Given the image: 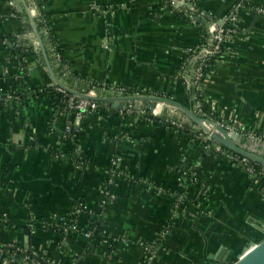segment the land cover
Here are the masks:
<instances>
[{
	"label": "crops",
	"instance_id": "obj_1",
	"mask_svg": "<svg viewBox=\"0 0 264 264\" xmlns=\"http://www.w3.org/2000/svg\"><path fill=\"white\" fill-rule=\"evenodd\" d=\"M237 1L195 5L221 18ZM164 3L0 0V249L28 252L29 240L32 255L46 264H75L92 250L78 264H220L264 240V187L214 151L202 157L207 148L201 144L198 151L182 134L195 130L181 111L168 107L162 114L158 106L155 118L143 112L147 103L130 115L128 103L123 110L100 103L105 120L82 124L47 94L59 89L55 79L78 81L79 93L89 91V82L124 87L175 100L215 123L263 133L264 15L241 13L229 55L204 77L197 111L191 99L197 57L186 51L198 46L199 29L183 7L170 11ZM253 3L263 6L264 0ZM14 49L24 53L6 58ZM13 58L22 63L18 69ZM244 139L241 147L264 158L262 144ZM197 176L211 193L206 213L177 192ZM106 192L114 199L103 209ZM72 214L76 231L63 238L49 232L56 219ZM97 227L91 244L84 233ZM148 245H154L152 258ZM26 263L40 264L32 256Z\"/></svg>",
	"mask_w": 264,
	"mask_h": 264
},
{
	"label": "built area",
	"instance_id": "obj_2",
	"mask_svg": "<svg viewBox=\"0 0 264 264\" xmlns=\"http://www.w3.org/2000/svg\"><path fill=\"white\" fill-rule=\"evenodd\" d=\"M164 6L170 11L174 9L176 10L179 6L183 7L185 12H187L189 14V17L192 19L193 24L196 25L199 29L198 46L196 47V49H188L186 51V53L188 55H191L192 58L197 57V61L191 73L194 85V93L191 99L194 102V108L199 111L201 108L200 100L201 91L204 85V77L209 69H212L215 64L220 62V60L225 59V57L229 55L230 50L227 43L231 38L237 35V31L234 26L238 24L241 13L244 10H248L257 15H264V5L256 6L254 5V3H252V0H238L231 7V9L221 18H216L214 17V15H211L210 13H206L198 9L195 5V0H165ZM187 62L188 61L184 62L182 64V67H180L179 71L177 72V75H179L180 78H182L181 75H183L182 73L187 68ZM88 90L89 91L87 92H82V94L94 97H98L100 95L106 97L142 96L140 91H135V93L131 94L128 92V89L124 87H109L106 85H99L95 82H89ZM60 94H62L65 98L67 109L72 112L77 121L81 122L82 120L86 119L87 116H91L94 114H96L95 120L99 122H102L107 117L108 112L105 111L106 108L104 109V106L102 107L97 101L69 95L63 90H60ZM7 101L8 99H6L4 102ZM128 104H130L127 108V112L129 115L139 110L140 112H142V109L140 107L141 103ZM156 107H158V105H147L145 106L143 112L149 114V116L155 117ZM103 112H105L106 115H102L101 113ZM164 119V123L168 122L166 118ZM216 124H219L226 131L238 132L250 141L264 145V132L260 133L253 130H247L244 127H241L240 125L233 123L232 121H220ZM70 130V126H67L65 129L66 133H69ZM193 132L194 133L191 132V140L201 143L205 148H208L210 146L211 141L209 140V137H205L201 140L200 132ZM213 151L234 165L242 164L246 172L249 174L250 178L253 179V181L255 182V184L260 188L264 187V167L255 164L259 167L258 170L255 171L254 166L252 168L248 166V159L236 153H233L221 147H215ZM113 199L114 196L106 192L103 195V199L100 202V206L104 209L108 206V204L112 202ZM72 216L74 217L73 214L69 217H59L58 219H56L53 227L62 228L66 235L71 231H76L78 229L77 224ZM67 218H69V220ZM84 236L86 238H89L91 236V231H86V233H84ZM153 247L154 245L147 246L146 250L148 252L149 258L153 257ZM9 248L11 249L14 247L12 246ZM18 251L23 252L22 249L16 248V250L13 252H7L8 256H3V251L0 249V264H15L17 256L16 254ZM26 261L27 258L23 259V264H27Z\"/></svg>",
	"mask_w": 264,
	"mask_h": 264
},
{
	"label": "water",
	"instance_id": "obj_3",
	"mask_svg": "<svg viewBox=\"0 0 264 264\" xmlns=\"http://www.w3.org/2000/svg\"><path fill=\"white\" fill-rule=\"evenodd\" d=\"M36 34L38 37H40V34L38 31H36ZM4 44L12 49V43L10 42H4ZM38 48V47H36ZM42 55L45 58V61L47 63L48 69L49 62L48 58L46 57L45 49L42 45L39 46ZM19 53H24V49H20L18 51ZM52 74L51 69L49 70ZM64 75L69 76L68 73H66L65 69ZM70 77V76H69ZM55 84L58 86V90L55 91L56 93L60 94V90H63L65 93L69 95H73L80 98H85L88 100L97 101L99 103H107L112 109H124V103H147L151 104L152 106H161L162 114L166 111L168 107L177 109L181 111L186 117H188L192 123L194 124V130L197 132H200V139H204L205 137H209L211 140L210 146L203 152L202 157H204L206 154L213 151V149L219 145L223 147L224 149H227L233 153H236L246 159L249 160L248 166L253 167L255 164L260 165L264 167V158L252 153L246 148H243L240 146L239 142L242 140H245L243 135L239 134L238 132H230L226 131L223 127H221L219 124H216L214 121L205 119L204 117L199 116L197 113H195L191 108L187 107L186 105H183L175 100H171L167 97L163 96H128V97H116V96H89L82 93H79L75 90L74 86L78 84L77 82L68 83L67 85L62 84L63 80L55 79ZM67 81V78H64V82ZM68 82V81H67ZM68 86H72L69 88ZM161 123L164 124L165 119H160ZM65 136L72 139V134L65 133ZM264 146V145H263ZM197 150L201 151L200 146H197ZM239 167H243L242 164H239ZM28 253L32 256V259L40 264H46L42 262L37 256L32 255V251L29 248V240H28ZM93 254V250L84 255L83 257H80L77 259V262L75 264H78L81 260L88 258ZM211 258V257H209ZM220 264H264V240L259 243H249L242 253L239 255L236 261L230 262L227 261V258H223L220 261Z\"/></svg>",
	"mask_w": 264,
	"mask_h": 264
},
{
	"label": "trees",
	"instance_id": "obj_4",
	"mask_svg": "<svg viewBox=\"0 0 264 264\" xmlns=\"http://www.w3.org/2000/svg\"><path fill=\"white\" fill-rule=\"evenodd\" d=\"M252 3H253V0H252ZM254 5L258 6L255 3H254ZM49 35H50V39L52 41H55V37H54V35L51 32H50ZM1 40H2V38L0 37V41ZM7 51H8V56L6 58H10V57H13V56L16 55V52H18V49H14L13 51L12 50H7ZM11 63H13L12 65H14V67L17 68V69L19 68V65L22 64L21 63V64L18 65L17 61H15L14 58L12 59ZM7 69L9 70V66H7ZM23 74H24L23 70H21V71L19 70L16 73V76H17L16 84H18L17 94H18L19 97L20 96L22 97V95H20L19 91H21L20 88L23 87V83L20 82L19 77L22 76ZM44 93H41V94H44ZM47 94H49L48 96H49L50 100L52 101L53 105H57L60 102V103H62L63 106H66L65 98L63 97L62 94L56 93L54 91H51L49 93L47 92ZM146 94L147 93H141V95H146ZM101 114L102 115H106L105 112H103ZM95 116H96V114L91 115V116H87V118L82 120L81 123L82 124H86V122H88V123L93 122V120H95ZM182 134L187 139H189V140L192 139V134L189 132V130H182ZM194 142H195L196 146L202 147V145L199 142H197V141H194ZM258 168H259L258 166L254 165V170L255 171L258 170ZM196 173L198 175L199 171H197ZM197 177H198L197 182L193 183L194 185H190L191 182L189 180L187 182L184 181L182 186L178 189L177 192H178L179 196H182L186 200H189V201L193 202L194 204L200 206L202 212L206 213V211L209 209L210 204H211V193L205 191L207 186L205 185V183H203V181L201 180V177H199V176H197ZM190 186H192V187H190ZM194 186H196V188ZM67 219L69 220V218H67ZM67 222H69V221H67ZM66 225H68V224H66ZM49 232L58 234V235H60L61 238H63L66 235V233L63 231L62 228L51 227V228H49ZM98 233H99V227L94 229V231L91 234L92 237L90 236L91 244H93V239ZM16 248L17 247H14V248H11V249L10 248H2L1 250L3 251V256H8L7 252H9V253L13 252V251L16 250ZM16 255L17 256H16V263L15 264H22V260L24 258H27V261H29L30 258H31V255L28 252H20V251H18Z\"/></svg>",
	"mask_w": 264,
	"mask_h": 264
},
{
	"label": "rangeland",
	"instance_id": "obj_5",
	"mask_svg": "<svg viewBox=\"0 0 264 264\" xmlns=\"http://www.w3.org/2000/svg\"><path fill=\"white\" fill-rule=\"evenodd\" d=\"M147 105H150V104H147ZM201 144V143H200Z\"/></svg>",
	"mask_w": 264,
	"mask_h": 264
},
{
	"label": "bare ground",
	"instance_id": "obj_6",
	"mask_svg": "<svg viewBox=\"0 0 264 264\" xmlns=\"http://www.w3.org/2000/svg\"><path fill=\"white\" fill-rule=\"evenodd\" d=\"M158 106H160V105H158ZM161 107V106H160Z\"/></svg>",
	"mask_w": 264,
	"mask_h": 264
}]
</instances>
